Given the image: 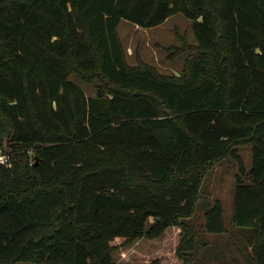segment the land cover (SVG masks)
Segmentation results:
<instances>
[{"label": "trees", "instance_id": "trees-1", "mask_svg": "<svg viewBox=\"0 0 264 264\" xmlns=\"http://www.w3.org/2000/svg\"><path fill=\"white\" fill-rule=\"evenodd\" d=\"M178 12L197 38L172 46L182 70L130 64L120 22ZM0 148V264H197L185 219L226 157L232 222L254 231L242 264H264V0H0ZM205 216L226 231L220 199ZM175 227L177 262L113 256Z\"/></svg>", "mask_w": 264, "mask_h": 264}, {"label": "rangeland", "instance_id": "rangeland-1", "mask_svg": "<svg viewBox=\"0 0 264 264\" xmlns=\"http://www.w3.org/2000/svg\"><path fill=\"white\" fill-rule=\"evenodd\" d=\"M140 28L142 30L134 32L136 28L130 21H123L119 25L129 63L136 64L137 57L140 56L146 62L156 65L163 73H179L189 51L176 54L172 50L174 47H182L185 43H197L193 19L183 12H178L159 25ZM70 80L79 84L89 95H95L97 92L99 82L96 80L88 82L76 75H72ZM239 149L247 166H251L252 145H240ZM237 171L238 163L231 157L215 163L203 181L194 214L185 219L197 229L198 242L193 251L197 264H242L245 260L242 252L247 256L252 255L253 228L237 226L232 222ZM216 199H220L224 205L227 229L223 233L210 232L205 228V212ZM152 221L153 218L149 223ZM181 234L180 229L175 227L168 229L159 238H139L128 247L116 251L113 256L118 261L146 262L160 258L164 262H177L180 259L175 251Z\"/></svg>", "mask_w": 264, "mask_h": 264}, {"label": "built area", "instance_id": "built-area-1", "mask_svg": "<svg viewBox=\"0 0 264 264\" xmlns=\"http://www.w3.org/2000/svg\"><path fill=\"white\" fill-rule=\"evenodd\" d=\"M0 163L7 164L8 163V155L7 153L3 152V150L0 148Z\"/></svg>", "mask_w": 264, "mask_h": 264}, {"label": "crops", "instance_id": "crops-1", "mask_svg": "<svg viewBox=\"0 0 264 264\" xmlns=\"http://www.w3.org/2000/svg\"><path fill=\"white\" fill-rule=\"evenodd\" d=\"M123 21L128 22V20L123 19V20L120 22V24L123 23ZM120 24H119V25H120ZM134 26H135V28H136V29L134 30V32H135V31H138V30H142V28H140V27H142V26H140V25H138V24H134ZM145 28H147V27H145Z\"/></svg>", "mask_w": 264, "mask_h": 264}]
</instances>
